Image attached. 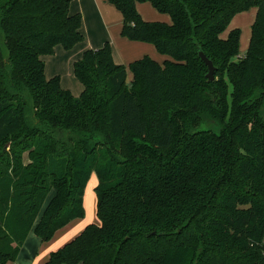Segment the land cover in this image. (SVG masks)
Segmentation results:
<instances>
[{
	"label": "trees",
	"instance_id": "obj_1",
	"mask_svg": "<svg viewBox=\"0 0 264 264\" xmlns=\"http://www.w3.org/2000/svg\"><path fill=\"white\" fill-rule=\"evenodd\" d=\"M107 1L123 38L171 60L133 61L127 82L109 43L85 50L75 97L41 59L83 42L70 0H0V264L84 218L92 174L98 224L45 264H264V0ZM250 9L239 58V30L222 34Z\"/></svg>",
	"mask_w": 264,
	"mask_h": 264
},
{
	"label": "crops",
	"instance_id": "obj_2",
	"mask_svg": "<svg viewBox=\"0 0 264 264\" xmlns=\"http://www.w3.org/2000/svg\"><path fill=\"white\" fill-rule=\"evenodd\" d=\"M249 11H251V13H248L250 14L249 17L254 22L256 10L250 9L246 13ZM69 12L71 14L79 13L81 15L83 42L77 44L72 50L65 51L66 53L57 51L53 56L50 55L51 57H48L47 64L42 61L44 63L45 76L48 77V74V79L58 77L60 86L70 91L73 96L77 97L80 95L83 87L81 84L78 85L73 82L72 85L74 88L63 86L61 83L62 78L59 76L63 68L61 64L63 62L69 63L72 67L73 63L81 57L85 50H96L101 48L106 42H109L112 49L113 61L116 64L124 65L126 68L130 63L144 56H150L154 61L158 59V55L148 45L141 42L129 41L120 35L122 16L107 0H70ZM234 17L230 21L231 29H227V34L230 30L237 29L239 26L235 20L233 21ZM156 21L168 23L166 22V17L163 19L156 18ZM128 74L129 72L127 71V81L131 82L132 74L131 78H128ZM96 185V176L92 174L83 193L84 218L72 220L66 226L56 231L53 237L47 242H41L36 236L30 234L22 245L16 260L6 264H45L52 252L59 250L75 239L87 225L98 224L96 216V196L94 193Z\"/></svg>",
	"mask_w": 264,
	"mask_h": 264
},
{
	"label": "rangeland",
	"instance_id": "obj_3",
	"mask_svg": "<svg viewBox=\"0 0 264 264\" xmlns=\"http://www.w3.org/2000/svg\"><path fill=\"white\" fill-rule=\"evenodd\" d=\"M136 11L138 12V14L140 15L141 19L145 22H159V21H156V18H161L163 19L164 17H166L168 23L166 24H170L171 22V19L169 17L168 14H165V13H159L153 6L150 2H143V3H137L136 4ZM248 13H251V11L249 12H245V13H242V14H238L234 17L233 21L235 20L239 26L237 27V29L239 30L240 32V37H239V46H238V57L241 58L243 57L247 50H248V47H249V40H250V33H251V26L253 24V19H251L249 17L250 14ZM163 23V22H161ZM229 29H231V24H229ZM227 37V31L224 32L222 34V38H225ZM109 43V42H107ZM143 43V42H141ZM145 45H148L156 55H158V59H155L159 65H162L164 63L165 60H171V58L169 56H166V55H163V54H160L156 49L155 47L150 44V43H144ZM110 45V44H109ZM75 47V46H74ZM73 47V48H74ZM57 49V50H56ZM72 50V49H71ZM112 50V49H111ZM57 51H60V52H63V53H66L63 48H61L60 46H57L55 49H54V53ZM68 52V51H67ZM53 53V55H54ZM52 55V56H53ZM49 56H43L42 57V60L47 64V61L49 60ZM145 57V56H144ZM148 57V56H147ZM150 58V56H149ZM152 58V57H151ZM150 58V59H151ZM153 60V59H152ZM65 64V65H63ZM63 66V68L61 69L60 71V74L59 76H61L62 78V81L61 83L63 84V86H68L70 88H74V86L72 85V82L73 83H77L78 85L80 84L76 79L75 77L73 76V72H72V67L71 65H69V63H62L61 64ZM124 66V65H123ZM129 66V65H128ZM49 67V65H48ZM125 67V66H124ZM126 68V67H125ZM129 72L128 74V78H131V72L129 70V68L127 67L126 68ZM48 77H46L47 79L49 78V75L47 74ZM128 80V79H127ZM128 82V81H127ZM231 92V88L229 87V94ZM71 93V92H70ZM79 96V95H78ZM206 127H203L202 129H204ZM209 128H211L214 132H217V127L211 125L209 126ZM26 162V160H25Z\"/></svg>",
	"mask_w": 264,
	"mask_h": 264
},
{
	"label": "water",
	"instance_id": "obj_4",
	"mask_svg": "<svg viewBox=\"0 0 264 264\" xmlns=\"http://www.w3.org/2000/svg\"><path fill=\"white\" fill-rule=\"evenodd\" d=\"M198 57L204 63V65L207 67L206 78L209 81H213L214 80V73H215V68H214L213 64L204 56V54L201 51L198 52Z\"/></svg>",
	"mask_w": 264,
	"mask_h": 264
}]
</instances>
